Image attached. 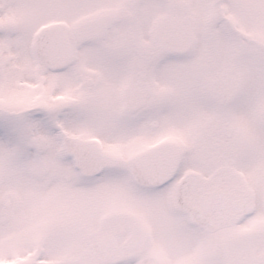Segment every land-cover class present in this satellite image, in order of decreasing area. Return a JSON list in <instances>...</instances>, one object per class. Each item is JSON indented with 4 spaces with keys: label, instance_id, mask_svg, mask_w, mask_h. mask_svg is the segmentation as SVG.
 <instances>
[{
    "label": "snow or ice",
    "instance_id": "1",
    "mask_svg": "<svg viewBox=\"0 0 264 264\" xmlns=\"http://www.w3.org/2000/svg\"><path fill=\"white\" fill-rule=\"evenodd\" d=\"M0 264H264V0H0Z\"/></svg>",
    "mask_w": 264,
    "mask_h": 264
}]
</instances>
